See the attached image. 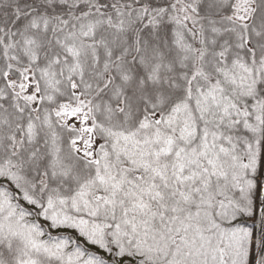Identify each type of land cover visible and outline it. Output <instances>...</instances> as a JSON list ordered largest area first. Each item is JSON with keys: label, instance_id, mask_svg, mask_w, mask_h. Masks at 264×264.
<instances>
[{"label": "snow or ice", "instance_id": "snow-or-ice-1", "mask_svg": "<svg viewBox=\"0 0 264 264\" xmlns=\"http://www.w3.org/2000/svg\"><path fill=\"white\" fill-rule=\"evenodd\" d=\"M0 264H264V0H0Z\"/></svg>", "mask_w": 264, "mask_h": 264}]
</instances>
